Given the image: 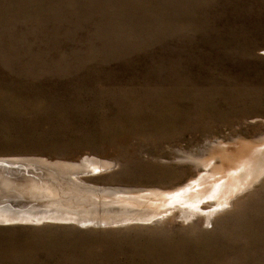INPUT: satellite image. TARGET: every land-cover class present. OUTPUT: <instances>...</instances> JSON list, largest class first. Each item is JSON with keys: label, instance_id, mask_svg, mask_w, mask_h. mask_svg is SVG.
Here are the masks:
<instances>
[{"label": "rangeland", "instance_id": "1", "mask_svg": "<svg viewBox=\"0 0 264 264\" xmlns=\"http://www.w3.org/2000/svg\"><path fill=\"white\" fill-rule=\"evenodd\" d=\"M262 141L264 0H0V159L166 195ZM163 199L104 224L0 200L47 216L0 220V264H264V175L221 207Z\"/></svg>", "mask_w": 264, "mask_h": 264}, {"label": "bare ground", "instance_id": "2", "mask_svg": "<svg viewBox=\"0 0 264 264\" xmlns=\"http://www.w3.org/2000/svg\"><path fill=\"white\" fill-rule=\"evenodd\" d=\"M220 158V166H216L212 172L206 173L192 184H187L178 192L162 195L153 191H134L130 192V194L134 193L130 197L116 196L128 193L119 189L81 185L70 169H62L46 162H40L42 165L37 164L36 167H28V165L22 166L23 168L17 167L15 170L1 168L4 174L0 172V200L7 198L6 202L9 206L23 205L25 207L29 203L33 207L49 204L79 208L78 213L73 211L64 213L67 209L56 208L57 211L54 210L55 213L52 211L54 214L49 216H53L57 221L61 220L60 217L54 216L57 213L62 214L65 220L75 218L73 214L88 213L89 216H85L83 222H92L99 218L102 224L138 220L143 222L166 212L164 209L167 204L163 198L167 195L170 202L168 205L177 203L193 209L204 200L214 199L218 203L217 206L221 207L264 175V146H246L240 148L234 155L223 153ZM43 198H51L52 202H45ZM6 212L8 211L0 210V220L4 222L15 221L13 215H16V220L20 222L25 219L31 221L27 218L35 217L36 221H40L47 217L46 214L31 216V214L12 213L7 215ZM192 214H194L193 210L187 215L191 217ZM10 218L13 219L10 220Z\"/></svg>", "mask_w": 264, "mask_h": 264}, {"label": "water", "instance_id": "3", "mask_svg": "<svg viewBox=\"0 0 264 264\" xmlns=\"http://www.w3.org/2000/svg\"><path fill=\"white\" fill-rule=\"evenodd\" d=\"M30 161V160H28ZM28 161H24L22 162L21 160H8V159H0V172L3 173L1 168L4 169H9V170H15V168L17 167H22L23 163L28 162ZM22 164V165H21ZM23 168V167H22ZM2 170V171H1ZM4 174V173H3ZM7 198H2V202H6Z\"/></svg>", "mask_w": 264, "mask_h": 264}, {"label": "snow or ice", "instance_id": "4", "mask_svg": "<svg viewBox=\"0 0 264 264\" xmlns=\"http://www.w3.org/2000/svg\"><path fill=\"white\" fill-rule=\"evenodd\" d=\"M225 207H227V205H225ZM0 222H2V221H0Z\"/></svg>", "mask_w": 264, "mask_h": 264}]
</instances>
